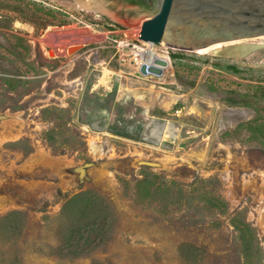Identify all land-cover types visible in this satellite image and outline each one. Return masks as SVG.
I'll list each match as a JSON object with an SVG mask.
<instances>
[{"label":"rangeland","instance_id":"1","mask_svg":"<svg viewBox=\"0 0 264 264\" xmlns=\"http://www.w3.org/2000/svg\"><path fill=\"white\" fill-rule=\"evenodd\" d=\"M155 8L0 0V264H264V48L151 44Z\"/></svg>","mask_w":264,"mask_h":264},{"label":"water","instance_id":"2","mask_svg":"<svg viewBox=\"0 0 264 264\" xmlns=\"http://www.w3.org/2000/svg\"><path fill=\"white\" fill-rule=\"evenodd\" d=\"M152 3L154 0H145ZM264 38V0H156L138 35L151 44L198 51L199 36ZM169 60H145L142 74L161 75Z\"/></svg>","mask_w":264,"mask_h":264},{"label":"bare ground","instance_id":"3","mask_svg":"<svg viewBox=\"0 0 264 264\" xmlns=\"http://www.w3.org/2000/svg\"><path fill=\"white\" fill-rule=\"evenodd\" d=\"M89 6H91L93 9L100 10L104 12L106 15L110 16L112 19L125 23V24L128 23V20L133 19L134 18L133 16L135 15V13L131 9H128L127 7H124L123 5L116 4L115 6L113 5L109 6V5H100L97 3H93V4L90 3ZM76 36L78 35L76 34ZM249 38L222 37L219 34H209V35L199 36L198 49L212 53V54H216L219 56L242 60L244 58H247L252 52L256 51L257 49L264 48L263 41L261 42L245 41L246 39L248 40ZM136 51L138 54H140V56L144 60H153L154 57H156V53L152 48L144 49V50L137 49Z\"/></svg>","mask_w":264,"mask_h":264},{"label":"trees","instance_id":"4","mask_svg":"<svg viewBox=\"0 0 264 264\" xmlns=\"http://www.w3.org/2000/svg\"><path fill=\"white\" fill-rule=\"evenodd\" d=\"M232 70H233V71H237V69H236L235 67H232Z\"/></svg>","mask_w":264,"mask_h":264},{"label":"flooded vegetation","instance_id":"5","mask_svg":"<svg viewBox=\"0 0 264 264\" xmlns=\"http://www.w3.org/2000/svg\"><path fill=\"white\" fill-rule=\"evenodd\" d=\"M154 2L156 3V0H154Z\"/></svg>","mask_w":264,"mask_h":264},{"label":"built area","instance_id":"6","mask_svg":"<svg viewBox=\"0 0 264 264\" xmlns=\"http://www.w3.org/2000/svg\"><path fill=\"white\" fill-rule=\"evenodd\" d=\"M143 63V62H142Z\"/></svg>","mask_w":264,"mask_h":264}]
</instances>
